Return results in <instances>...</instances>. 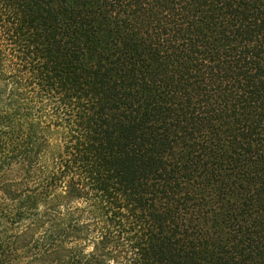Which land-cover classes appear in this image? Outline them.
Instances as JSON below:
<instances>
[{
  "label": "trees",
  "instance_id": "trees-1",
  "mask_svg": "<svg viewBox=\"0 0 264 264\" xmlns=\"http://www.w3.org/2000/svg\"><path fill=\"white\" fill-rule=\"evenodd\" d=\"M0 264H264V0H0Z\"/></svg>",
  "mask_w": 264,
  "mask_h": 264
}]
</instances>
